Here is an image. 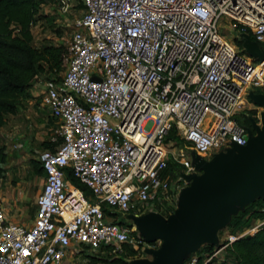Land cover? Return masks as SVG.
Listing matches in <instances>:
<instances>
[{
	"label": "built area",
	"instance_id": "1",
	"mask_svg": "<svg viewBox=\"0 0 264 264\" xmlns=\"http://www.w3.org/2000/svg\"><path fill=\"white\" fill-rule=\"evenodd\" d=\"M51 3L62 15L78 4L81 12L59 78L38 76L28 89L54 120L52 149L37 152L43 176L30 225L9 220L0 204V264H69L76 254L116 257L137 244L127 216L154 212L148 203L168 198L169 160L187 173L193 167L166 146L170 128L199 157L243 146L250 128L238 113L249 91L264 88L263 62L252 64L217 26L264 45V0ZM262 225L264 218L227 234L205 261Z\"/></svg>",
	"mask_w": 264,
	"mask_h": 264
},
{
	"label": "rangeland",
	"instance_id": "2",
	"mask_svg": "<svg viewBox=\"0 0 264 264\" xmlns=\"http://www.w3.org/2000/svg\"><path fill=\"white\" fill-rule=\"evenodd\" d=\"M80 12V8L75 7L74 11H71L70 14L62 15L58 11L57 6L53 3L41 6L36 21L33 22L30 27L32 46L38 47L43 43H47L66 47L72 30V23L74 19L80 16ZM222 25L223 23L221 24V22L217 24L219 34L226 40H231L235 48L245 52L243 47L246 46V44L238 39L239 45H235L232 40L233 36L231 32L223 29ZM247 50L249 49L247 48ZM252 64L255 63L252 61ZM60 75L61 73L59 76ZM259 91L260 92H251L264 96V88L259 89ZM33 95L34 93L32 94L27 90L24 97L17 99L16 102L19 111L15 115L6 116L4 127L0 128V144L3 145L6 151L4 159L0 162V204L3 206L8 218L12 217L14 222L25 223L26 226L30 225L35 217L36 211L34 201L42 185L41 174L34 172L29 159H36L37 152L41 150L38 146L39 143L51 137L52 129L55 125L54 120L50 118L45 109L41 107L39 97ZM250 101L251 100L247 98L237 117H239L241 113L250 111L252 116L250 120H248V125L253 132V125L251 122L253 121L255 124L258 123L255 115L261 110V107ZM49 118L51 120H49ZM13 141L19 144L16 150L12 148L14 144ZM172 142V145L166 144L169 150L175 153L179 150L183 151L192 165V162L195 160V155L191 150L184 147L185 145H183L182 141L172 140ZM224 150L218 152H224ZM225 158L227 157H221L220 160H225ZM200 160L203 162H216L213 154L200 157ZM168 171L166 172L169 173L168 176L172 182L167 191L168 198L162 203L157 200L147 205L149 210H154V212L159 213L165 219L177 212V204L179 201L177 202L175 195L189 186V176L192 173L197 175L202 173V170L193 167L188 173L185 169L181 168L178 173L180 179L176 181L175 178L177 176L172 178L170 175L171 169L169 168ZM171 189H173V191H171ZM248 204L249 203L236 204L234 208L229 209L230 218L241 212ZM143 218L147 219V216ZM252 223L253 225L255 224L254 221ZM227 234H230L227 223L216 225L212 236L204 237L197 243H189L184 252L181 253L182 255H177L174 258L173 264H179V262L181 264H190V259H196L198 256L205 258L207 252L202 251V247L205 245L212 246L209 255L213 254ZM138 241L137 244L126 245L124 247L125 252L121 253L120 256L123 257L126 264H153L155 260L154 252L161 247L162 241L157 235H149L147 236V240L141 238V240ZM222 256V252H218L211 259L215 258L217 261L216 264H220ZM84 257L83 254L70 256L69 264H87Z\"/></svg>",
	"mask_w": 264,
	"mask_h": 264
},
{
	"label": "water",
	"instance_id": "3",
	"mask_svg": "<svg viewBox=\"0 0 264 264\" xmlns=\"http://www.w3.org/2000/svg\"><path fill=\"white\" fill-rule=\"evenodd\" d=\"M240 41L246 44L243 49L249 57L264 64V50L256 42L246 35H241ZM247 97L263 110L259 124L251 122L253 132L247 129L245 145L232 144L224 152L213 154L216 162H203L192 152V166L202 173L189 176V186L177 195L175 214L166 219L154 212L127 216L143 239L157 235L162 241L154 252L153 264H173L189 243L212 236L216 225L226 224L229 209L264 198V96L249 91Z\"/></svg>",
	"mask_w": 264,
	"mask_h": 264
},
{
	"label": "trees",
	"instance_id": "4",
	"mask_svg": "<svg viewBox=\"0 0 264 264\" xmlns=\"http://www.w3.org/2000/svg\"><path fill=\"white\" fill-rule=\"evenodd\" d=\"M49 1L0 0V127L4 125L6 116L15 115L19 111L16 101L26 95L33 79L38 76L46 79H58L59 74L63 71L66 57L65 47L47 43L34 47L31 44L30 27L36 21L39 8L47 5ZM76 7L81 8V5L78 4ZM232 40L235 45H239L238 38L233 37ZM258 46L264 50V45ZM252 61L258 62L254 58ZM254 91L260 92L259 89ZM250 102L252 103V101ZM251 116L250 111L241 113L237 122L241 126L249 128L248 120ZM49 120L51 119L49 118ZM166 140L179 141L173 127L170 128ZM38 146L40 149H52L48 140L42 141ZM4 149L0 144V162L5 157ZM29 160L34 172L43 176L38 160L31 158ZM169 168L172 178H175L181 169L171 160L167 163L166 171ZM70 180L86 197L89 196V191L83 185L71 178ZM263 218L264 198H257L245 206L241 212L232 216L227 222V228L230 234L238 235L251 229L253 221H260ZM119 222L124 223L122 218ZM126 245H123V252H125ZM211 250L212 246L210 245L202 247V251L207 252L206 256ZM222 254L220 264H264V225L235 239L222 251ZM85 258H87V264H126L120 255L116 257L97 255ZM205 258L198 256L195 264H216L217 262L215 258L209 261H205Z\"/></svg>",
	"mask_w": 264,
	"mask_h": 264
},
{
	"label": "crops",
	"instance_id": "5",
	"mask_svg": "<svg viewBox=\"0 0 264 264\" xmlns=\"http://www.w3.org/2000/svg\"><path fill=\"white\" fill-rule=\"evenodd\" d=\"M9 116V115H8ZM4 127V125H2L0 128ZM9 220L13 221L14 219L11 217L9 218ZM14 222V221H13ZM18 223V222H17ZM21 224H25V223H21Z\"/></svg>",
	"mask_w": 264,
	"mask_h": 264
}]
</instances>
